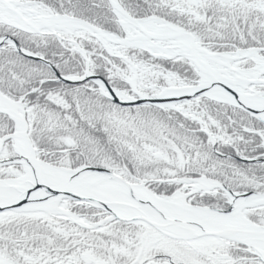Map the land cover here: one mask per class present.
<instances>
[{
    "label": "snow or ice",
    "instance_id": "snow-or-ice-1",
    "mask_svg": "<svg viewBox=\"0 0 264 264\" xmlns=\"http://www.w3.org/2000/svg\"><path fill=\"white\" fill-rule=\"evenodd\" d=\"M0 264H264V0H0Z\"/></svg>",
    "mask_w": 264,
    "mask_h": 264
}]
</instances>
